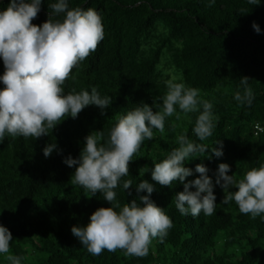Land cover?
<instances>
[{"label": "trees", "instance_id": "trees-1", "mask_svg": "<svg viewBox=\"0 0 264 264\" xmlns=\"http://www.w3.org/2000/svg\"><path fill=\"white\" fill-rule=\"evenodd\" d=\"M9 0H0V10ZM32 22L41 25L48 18V4ZM69 7L95 8L102 16L104 38L95 52L72 70L65 82V94L75 89L91 91L95 86L110 106H87L77 118H64L49 135L12 137L0 142V223L13 239L8 254L22 257L21 264H264V214L256 218L242 214L232 201L222 203L224 190L215 184L220 163L230 165L229 175L237 179L252 167L264 163V0H68ZM57 18H62L57 17ZM260 27L257 33L252 24ZM0 58V75L3 74ZM247 76L252 89L251 105L240 104L241 78ZM182 82L199 90L200 98L213 105L212 135L199 141L193 132L199 113H177L165 119L164 132L153 129L129 164L116 192L123 206L145 191L136 186L147 179L155 190L151 199L172 219L167 236L152 241L145 257L128 256L123 250H104L94 256L72 232V226H86L98 207H109L102 193L86 191L72 184L75 167L64 161L78 158L84 138L92 131L109 138L120 115L147 103L160 110L166 82ZM0 88H3L0 82ZM155 101V103H153ZM177 114L179 119H177ZM208 146L209 152L185 162L193 169L186 181L199 173L203 163L212 177L216 207L212 215H181L176 194L183 183L161 186L151 176L154 162L166 158L178 147L177 137ZM220 140L223 155L211 153ZM55 143L45 157L43 148ZM211 156V159L208 158ZM131 180L130 190L123 183ZM185 181V182H186ZM192 190H195L194 188ZM230 190H235L231 188ZM119 211V209H116ZM0 254V264H10Z\"/></svg>", "mask_w": 264, "mask_h": 264}, {"label": "clouds", "instance_id": "clouds-1", "mask_svg": "<svg viewBox=\"0 0 264 264\" xmlns=\"http://www.w3.org/2000/svg\"><path fill=\"white\" fill-rule=\"evenodd\" d=\"M258 5L260 0H249ZM42 0H9L0 10V58L4 71L0 75V142L6 134L39 139L49 135L64 118H77L89 105L101 109L112 102L108 96L101 97L97 88L91 91L72 89L65 94L64 84L71 77L72 70L91 53L95 52L104 38L102 16L92 7H69L68 0L49 3L48 18L41 24L32 21L41 10ZM62 18H57L61 17ZM253 29L260 27L253 22ZM249 77L241 78L245 86L243 95L235 94L241 105H251L254 98L248 87ZM167 91L162 97L160 110H153L147 103L135 107L117 118L109 138L101 142L103 132H90L84 138V145L78 158L65 159L69 167H75L72 184L86 191L102 193L109 207H98L90 216L86 226H72V234L78 238L87 251L100 255L105 249L115 252L123 250L128 256L145 257L152 241L163 240L173 226L172 219L152 199L154 185L142 179L136 186L139 196L121 206L117 202L116 189L122 177L128 176L129 164L145 140L153 139V129L164 132L165 119L180 112L199 113L193 132L199 141L209 138L215 127L213 105L200 98V92L182 82L168 80ZM155 103V101H153ZM177 119L179 115L177 114ZM178 147L160 162H154L152 179L161 186L171 187L174 181L183 183V191L176 194V208L181 215L198 216L201 212L212 215L216 207L213 179L203 163L195 166L199 175L186 181L193 169L185 162L209 152L208 146L189 140L185 134L177 137ZM210 151L215 157L223 155L222 141L218 140ZM55 143L43 148L45 157L56 149ZM211 159V156H208ZM230 165L220 163L215 184L224 190L222 203L234 201L242 214L256 218L264 214V163L247 170L237 179L229 175ZM186 181V182H185ZM131 180L123 183L124 190H130ZM195 190H192V189ZM234 188L235 190H230ZM116 209H119L117 211ZM11 231L0 223V254L10 252ZM10 264H21L22 257L8 254Z\"/></svg>", "mask_w": 264, "mask_h": 264}]
</instances>
